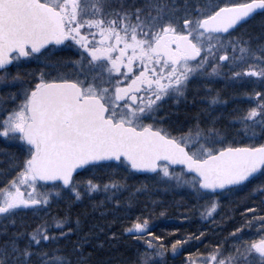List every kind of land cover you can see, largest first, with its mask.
<instances>
[{
	"label": "snow or ice",
	"instance_id": "6c2138e0",
	"mask_svg": "<svg viewBox=\"0 0 264 264\" xmlns=\"http://www.w3.org/2000/svg\"><path fill=\"white\" fill-rule=\"evenodd\" d=\"M258 15L264 0H0V142L16 149L0 148V264H93L121 242L131 264H163L151 214L131 215L151 192L138 174L190 190L213 223L247 189L243 222L187 264H264V19L242 31ZM220 77L249 105L227 122ZM182 103L177 122L166 105Z\"/></svg>",
	"mask_w": 264,
	"mask_h": 264
},
{
	"label": "trees",
	"instance_id": "16d2710c",
	"mask_svg": "<svg viewBox=\"0 0 264 264\" xmlns=\"http://www.w3.org/2000/svg\"><path fill=\"white\" fill-rule=\"evenodd\" d=\"M257 21L253 23V28L256 30L254 35L258 34L260 31V22L264 17L256 16ZM225 114V122L231 119L228 116V113L232 111L230 108H223L220 110ZM239 128L237 124L235 126ZM0 148L7 149L8 151H15L16 149L8 144L0 142ZM0 160H6V157L0 154ZM7 164H0V167H6ZM141 182L148 183L151 189V192L141 193L137 196L136 207L133 209L131 215L134 218L137 215H149L151 214V230L156 234L164 237V240L168 243L169 248L170 244L174 242L175 239L187 237L190 233H199L200 231H205L207 233V239L203 243L194 246V251L197 252H206V248H211L214 246L215 242L220 241V239H215L214 235L228 234L230 231L228 229L227 221L229 217L230 205L226 207L223 205L221 212L215 218L216 222L204 221L201 219V216L198 215L199 205L202 204L197 200H194V197H190V194L185 191L169 190L167 192L163 191L161 186L160 190H156L152 187L150 176L145 174H138L135 179H130L128 183L130 185H136L137 187ZM0 187H3V184H0ZM128 193H124L126 197ZM237 195L234 201H240L244 203V198L247 196V191L235 194ZM234 195V196H235ZM155 200L158 203L153 205L152 201ZM66 204L64 202L54 203L49 209L51 215H56L58 213H63L66 210ZM86 208L85 204H80L79 202L73 206V216L77 212H82ZM87 210L91 212V208L87 207ZM165 211V216H160L159 213ZM95 217H99V213L94 214ZM187 217V219H185ZM108 219H111L109 217ZM162 220V221H160ZM171 220L172 222L167 225L165 221ZM93 223L96 222L95 219L92 220ZM102 222V221H101ZM124 225L127 226V220H125ZM177 227V229H171L170 227ZM182 227V228H181ZM153 228H157L155 231ZM178 230V231H177ZM130 239V238H125ZM103 240V237H101ZM222 240V239H221ZM95 243V242H94ZM191 249V250H193ZM91 251V248H90ZM194 254V253H187ZM134 258V248L131 244L121 242L116 247H110L108 244H105L103 249H97L93 255V264H131V260Z\"/></svg>",
	"mask_w": 264,
	"mask_h": 264
},
{
	"label": "flooded vegetation",
	"instance_id": "af4514ba",
	"mask_svg": "<svg viewBox=\"0 0 264 264\" xmlns=\"http://www.w3.org/2000/svg\"><path fill=\"white\" fill-rule=\"evenodd\" d=\"M256 21H257L256 18L254 20L249 21V23L244 26V29H242V31L246 29L247 31H249L251 34L254 35V32L256 33V30L253 28V23ZM60 55H71V53L65 52V53H60ZM212 87H214L216 90L221 92V98L222 99L229 101V103L227 105H224L222 108H220L219 111L223 108H230L233 110L235 108L244 109V108L249 106L247 103H245L241 99H234V97H236L238 94V90L232 86L227 85L225 80L222 77L217 78L216 82L212 85ZM169 104L171 105V102H169ZM166 108H168L169 111L174 113L173 120H176L177 122L185 121L186 114H189L193 111L191 103H189L187 105L182 103L178 106L172 105L170 107H169V105H166ZM235 207H236L235 204L230 203L229 215L232 217H229V220L227 221L228 222L227 227H228L229 231H231L236 226H239L243 222L240 219L239 214L237 212L232 211V209ZM220 212H221V210H219V213ZM160 221H162V220H160ZM170 222H172V221L166 220L165 221L166 224H164V225H167ZM170 228L171 229H177V227H173V226ZM153 229L155 231H157V228H153ZM227 235L228 234H221V235L218 234V235H214V238L223 240V238L226 237ZM196 245L198 246L199 243L198 242H190L189 244H186L183 247V249L179 252V254H177V255H173L171 253L170 248H169L168 253L163 258V264H187L189 256H191L193 258L196 256H200L201 254L207 255V252H202V251L195 253L196 251H194L193 248ZM191 249H193V250H191ZM187 253H194V254H187Z\"/></svg>",
	"mask_w": 264,
	"mask_h": 264
},
{
	"label": "rangeland",
	"instance_id": "374dc122",
	"mask_svg": "<svg viewBox=\"0 0 264 264\" xmlns=\"http://www.w3.org/2000/svg\"><path fill=\"white\" fill-rule=\"evenodd\" d=\"M178 191H185L187 192L188 194L191 193L190 190L186 189V188H177ZM244 191H248L247 189L244 190ZM243 192V191H241ZM241 192H237V193H241ZM235 193V194H237ZM235 194H232V195H229V196H224V197H221L220 200H221V205H223V203H226L228 205V203H233L234 201V195ZM194 197L192 194H190V197ZM194 200H196L195 198H193ZM198 202H201L202 204L205 203L204 201H198ZM222 208V207H221ZM221 210V209H220ZM199 212V211H198ZM198 215L200 216V214L198 213ZM199 257L200 256H196V257H193L192 259L193 260H196L198 262L199 260Z\"/></svg>",
	"mask_w": 264,
	"mask_h": 264
}]
</instances>
